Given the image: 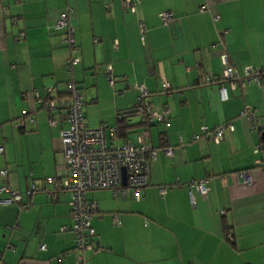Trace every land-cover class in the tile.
I'll use <instances>...</instances> for the list:
<instances>
[{
  "label": "crops",
  "instance_id": "obj_1",
  "mask_svg": "<svg viewBox=\"0 0 264 264\" xmlns=\"http://www.w3.org/2000/svg\"><path fill=\"white\" fill-rule=\"evenodd\" d=\"M67 5L73 8L74 52L55 28ZM166 10L173 15L163 20ZM222 53L236 68H264V0H137L134 10L122 0H0V169L7 170L0 184L23 193L32 182L68 172L60 136L69 126L64 111L56 109L50 125L36 93L52 88V96H64L73 79L83 93L84 121L94 128L115 125L143 83L146 99L169 109L164 123L150 127L148 140L157 147L150 179L139 199L109 188L86 192L98 205L91 224L99 248L85 251V263L264 264V173L261 152L254 151L264 142V127L250 129L240 114L253 105L264 126V82L244 89L224 82L228 98L220 99L206 79L222 75ZM70 55L78 61L69 71ZM162 81L170 83L169 91L161 89ZM26 114L33 121L20 125ZM229 121L219 142L191 139L202 125ZM141 127L120 137L107 130L106 136L135 142ZM164 143L172 155L163 152ZM192 178H206L208 193L190 191ZM70 199V191L56 199L39 191L25 207L0 204L6 264H78Z\"/></svg>",
  "mask_w": 264,
  "mask_h": 264
},
{
  "label": "built area",
  "instance_id": "obj_2",
  "mask_svg": "<svg viewBox=\"0 0 264 264\" xmlns=\"http://www.w3.org/2000/svg\"><path fill=\"white\" fill-rule=\"evenodd\" d=\"M122 5L126 9L134 10L135 0H123ZM205 7L206 5L201 6L202 9ZM66 10L69 12L72 7L69 6ZM67 12L60 15L57 20V28H66L67 31L63 35V39L69 51L74 52L76 50L74 27L68 20ZM172 15V12L168 10L161 12L163 20L171 18ZM221 59L224 63L222 75L220 77L209 75L206 79V83L217 86L220 99L228 98V91L224 82L231 89H244L251 83L260 85L264 82V68L247 65L238 70L230 64L227 53H222ZM76 61H78V57L71 55L65 60L67 64ZM111 71L112 66L108 65L105 74L110 83L113 82ZM160 86L163 91L171 89L170 83L166 81H162ZM136 87L139 93L136 97L134 113L139 116L142 127L135 142L127 140L122 143H114L108 140L107 130L113 134L115 127L109 126L106 122H102L94 128L87 126L82 111L83 93L73 80L67 82L66 96L51 97L49 94L51 88L47 89L48 94L45 97L36 93L42 108L47 112L50 125L55 124L53 112L56 109L64 111L69 126L60 130V136L68 172L63 177L49 176L40 183L32 182L23 193L11 189L6 183L0 184V193L7 194L0 197V204L18 203L21 207L27 206L26 200L35 192H44L51 199H56L64 191L71 192L69 201L72 218L71 231L74 234L76 248L79 250L77 254L78 264H86L85 251L99 248V245L95 244L97 235L91 224L92 214L97 211L98 205L87 198L86 192L94 188H109L115 195L131 191L135 198L139 199L141 188L148 184L150 179L151 163L156 158L157 147L148 140L149 126L152 123L165 120L168 109L165 105L156 108L152 102L146 99L149 90L145 84L140 83ZM255 110L253 105L246 104L240 114L246 119L250 129L261 130L264 126L260 123L259 117L255 115ZM32 120L31 115L28 118L24 115L19 117V124L24 125L26 121ZM231 127L230 121L215 125H202L200 131L194 133L191 139L197 140L204 137L219 142L223 138L224 131ZM161 148L166 155L173 154V147L169 144ZM3 149V144L0 143V152H3ZM254 151L261 152L262 157L258 159V163L261 164L264 173V142L255 144ZM0 174L6 175L7 170L0 169ZM236 174L243 176L242 171ZM124 177L125 183L122 182ZM186 185L190 191L196 189L203 195L209 191L206 178H192L186 182ZM159 190L164 193L165 185L160 186ZM114 219L117 220V217L115 216ZM40 248L44 249L45 245L41 243ZM0 264H6L1 252Z\"/></svg>",
  "mask_w": 264,
  "mask_h": 264
},
{
  "label": "trees",
  "instance_id": "obj_3",
  "mask_svg": "<svg viewBox=\"0 0 264 264\" xmlns=\"http://www.w3.org/2000/svg\"><path fill=\"white\" fill-rule=\"evenodd\" d=\"M123 1V0H122ZM137 0H135V2H136ZM70 5H67V7H69ZM67 7H66V9H67ZM70 7H72V6H70ZM65 9V11L64 12H67V10ZM72 11H73V8H72V10L71 11H69V12H67V17H68V20H69V22L73 25V27H74V42H75V25L72 23V21H71V13H72ZM64 12H62V13H64ZM62 13H60L59 14V17H60V15L62 14ZM59 17H58V19H59ZM57 19V20H58ZM55 28L56 29H58V30H61L62 32H61V35H62V38H63V35L66 33V28H57V21H56V23H55ZM63 41H64V39H63ZM65 42V41H64ZM66 44V43H65ZM67 45V44H66ZM75 46H76V43H75ZM68 47V46H67ZM77 48V47H76ZM77 62V61H76ZM66 63V62H65ZM75 63V62H74ZM73 63H71V64H67L66 63V66L68 67V68H70L71 69V65H72ZM243 67H241V68H237L238 70H241ZM70 71V70H69ZM70 80H73V79H70ZM69 81V80H68ZM74 81V80H73ZM75 82V81H74ZM48 89V88H47ZM52 89V88H51ZM47 94H48V92H47V90H46V93H45V95H43L42 97H45V96H47ZM49 94H50V96L52 97V95H51V91L49 92ZM67 95V94H66ZM66 95H64V96H66ZM53 97H56V96H53ZM58 97V96H57ZM135 103H136V101H135ZM39 104L41 105V102L39 101ZM135 106H136V104H134V106L133 107H131L130 109H128V110H126V111H124V112H120V113H118L117 114V123L115 124V125H109L108 123V125L109 126H114L115 127V131L113 132V135H115V136H117V137H120V136H126L127 134H129V132L131 131V129L132 128H134V127H136V126H138V124H140L141 125V122L139 121V122H135V123H133V122H131V116L132 115H134L135 113ZM166 106V105H165ZM41 107H42V105H41ZM167 107V106H166ZM167 109H168V107H167ZM30 114H26L25 116H26V118H28V116H29ZM168 115H169V109H168V112H167V114H166V116H165V120H163V121H161V122H155V123H152L150 126H149V131H150V127L153 125V124H160V123H164L166 120H167V117H168ZM47 120H48V117H47ZM33 121V120H32ZM49 123V122H48ZM164 145H166L165 143L162 145V147L164 146Z\"/></svg>",
  "mask_w": 264,
  "mask_h": 264
},
{
  "label": "water",
  "instance_id": "obj_4",
  "mask_svg": "<svg viewBox=\"0 0 264 264\" xmlns=\"http://www.w3.org/2000/svg\"><path fill=\"white\" fill-rule=\"evenodd\" d=\"M262 135H263V137H264V131L262 132Z\"/></svg>",
  "mask_w": 264,
  "mask_h": 264
}]
</instances>
